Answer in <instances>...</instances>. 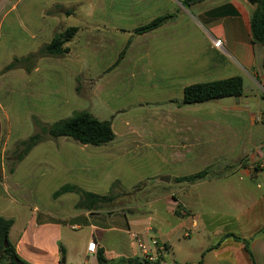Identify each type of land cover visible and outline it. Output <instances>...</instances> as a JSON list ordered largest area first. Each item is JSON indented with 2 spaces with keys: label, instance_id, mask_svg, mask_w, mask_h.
Segmentation results:
<instances>
[{
  "label": "crops",
  "instance_id": "obj_1",
  "mask_svg": "<svg viewBox=\"0 0 264 264\" xmlns=\"http://www.w3.org/2000/svg\"><path fill=\"white\" fill-rule=\"evenodd\" d=\"M21 1L0 0V44L4 22ZM35 1L29 52L50 39L57 23L76 14L82 33L69 43L75 58L43 57L30 72L1 74L0 80L7 77L0 84L9 107L44 124L88 110L111 121L115 138L98 146L70 137L46 139L10 173L3 163L5 149L21 135L0 117V216L13 219L8 239L19 258L27 264H62V256L64 263L101 264V256L106 264H132L131 259L144 260L136 234L159 264L167 254L184 252L194 258L175 264H264V134L245 133V118L264 130V47L251 44L248 24L255 4L92 0L81 14L79 0ZM170 13L175 17L154 29L133 31ZM214 39L221 40L220 48L213 47ZM231 76L242 78V95L257 100L181 104L186 85ZM90 77L95 80L88 88ZM100 103L107 117L93 114ZM2 109L0 102L1 115ZM38 148L51 155L36 156L48 190L43 205L31 201V194L40 192L37 181L27 185L15 179ZM205 170L204 177L175 181ZM26 179L31 183V174ZM63 185L111 198L79 208V195L65 201L75 192L53 197ZM137 186L136 203L115 207L118 200H132ZM84 229L86 235L72 242L69 233ZM197 236L202 239L194 242ZM153 239L164 250L152 245ZM90 240L96 243L93 254L87 251Z\"/></svg>",
  "mask_w": 264,
  "mask_h": 264
},
{
  "label": "trees",
  "instance_id": "obj_2",
  "mask_svg": "<svg viewBox=\"0 0 264 264\" xmlns=\"http://www.w3.org/2000/svg\"><path fill=\"white\" fill-rule=\"evenodd\" d=\"M202 1L203 0H181V4L184 7H190ZM253 3L255 4V9L252 11L248 22L250 42L252 45H261L264 47V0H253ZM173 17H175L173 13L159 15L148 23L135 28L133 31L135 33L149 31ZM78 32L79 27L75 25L66 26L60 31L53 32L50 39L37 50L23 56H13L11 61L3 67L2 71L24 69L26 72H30L40 58H63L71 55L69 43L77 36ZM75 90L77 92L79 91L78 86H76ZM242 94V78L240 76H231L223 79L186 85L183 88L181 104L201 103L215 100L221 96H241ZM31 121L33 126L37 128L36 132L26 139H21L17 142V146L20 149L17 155H15V164L9 168L8 172L10 173L13 172L15 165L20 162L35 145L46 139L56 140L59 137H70L82 144L98 146L108 144L115 138L110 120H100L86 110L73 111L70 116L56 120L50 124L42 123L36 116H31ZM206 174L207 170L189 176L175 178V181H192L204 177ZM65 192H75L79 195V201L76 204L79 208H91L111 198L110 196H100L87 192L76 185L61 186L53 193V197H57ZM12 224V218L0 216V261L3 260L5 262L4 264H16V259L21 260L8 240V233ZM245 248L250 253L246 241ZM61 251L64 253L63 248H61ZM98 259L101 264H106L103 257L98 256ZM130 262L132 264H159L158 261L149 262L147 260L140 261L137 259H131ZM196 264H201V260Z\"/></svg>",
  "mask_w": 264,
  "mask_h": 264
},
{
  "label": "rangeland",
  "instance_id": "obj_3",
  "mask_svg": "<svg viewBox=\"0 0 264 264\" xmlns=\"http://www.w3.org/2000/svg\"><path fill=\"white\" fill-rule=\"evenodd\" d=\"M35 3L39 4V2H37L35 0H22L20 2V4L18 5L17 9L14 12H12L6 18V20L4 22L3 29H2L3 30V37L1 40V44H0V65L2 66L0 68V76L4 72H7V71H2L3 67L5 66L3 64V63H5V60H11L13 56H23V55L29 53V51L31 50V6L36 7ZM79 3H81V5H80L81 14H85V12L87 10L86 8L91 7L92 0H79ZM69 6L70 5H68L66 7H69ZM78 17L79 16L76 14V15L72 16L71 20H68V21L64 20V22L57 23L53 27V32L60 31L63 28H65L66 26L78 25V24H76V20ZM81 33L82 32H78L77 36L75 38H73L71 41L74 42L80 36ZM12 34H13V37H11ZM73 55L74 54L71 51V55L67 56V58L68 57L75 58V56H73ZM64 58H66V57H64ZM11 70H14V69H11ZM17 70L25 71L24 69H17ZM6 80H7V77L0 80V82H2V81L5 82ZM89 80H91V82L87 84L88 88H89L90 84H92L95 79H93V78L91 79V77H90ZM4 88H5L4 85L1 83L0 84V102L3 105V109L1 112L2 115L0 114V117L4 121H5V118L8 121H10L11 129L12 130H18L19 135H21L20 139H16L12 143L9 142V147H7L5 149V153L3 156V163L5 165L6 171H9V168L15 164L14 163L15 162V155H17V153L20 149L17 146V142L20 141L21 139H26L28 136L35 133L37 128L33 126V123L31 121V114H29L28 112H25V110H22L21 108H19V109L16 108L17 110H14V109H11L9 107V103L6 100L7 94L5 93ZM84 89H83V91H84ZM102 105L103 104H101V103L98 105L96 104V111L93 112V114L100 115L101 118H104V117H107V111L105 108H103ZM86 111H88V110H86ZM71 114L72 113H69L67 116L62 117V118H66V117L70 116ZM26 117H27V119H26ZM57 117L58 116H55L54 119H57ZM19 122L21 124H19ZM263 131L264 130H262L261 126L250 125L249 120L245 118V133L246 134L251 133L255 137L260 136L262 138L263 134H264ZM46 151L42 150L41 148L35 149L33 151V153L30 154L29 158L26 161H24L18 167L16 174H15L16 180H19L21 182L23 180H25L24 182L27 185L28 184L33 185L32 183L34 181H37L36 183H38V185L40 186V188H39L40 192L36 196H35V194L37 192H35V194H31V201H35L39 205H43L44 203H47V201L49 200L48 190L44 191L45 184L43 183V179L41 177H39V174H40L41 170H43V167L37 163V159H36L37 158L36 156L38 154L42 155L44 153L49 154V156L51 157L50 153L46 152ZM29 174H31V183H29L30 181L28 179H26V177ZM38 180H39V182H38ZM61 181H63V180L59 179V181L57 183H60ZM1 187H2V185L0 184V188ZM45 187H47V186H45ZM54 187H55V184H52L51 189H53ZM139 188H141V186H139V187L137 186V187L133 188V190L131 191L132 200H118L115 202V207H117L119 205H124V204L131 205V204L136 203L135 200L139 199ZM76 196H78L77 193L70 194L65 198V201L67 203L71 202L73 199L76 198ZM141 228L142 227H132V229H134L136 231H140ZM69 235L71 236L72 242H79L81 240V237L86 235V230L84 229V230H80L78 232L69 233ZM198 236H202V233H200ZM198 236L194 239V242L202 239V237H198ZM190 237H192V236H190ZM187 239L188 238H186L185 240H187ZM206 240H208V239L206 238ZM9 242H10V240H9ZM189 258L193 259L194 256L189 254L188 252H184L182 254L178 253L175 256L170 253V254L165 255L164 264H175L176 262L181 263V261H183V259H189ZM62 259H64V261H65V257L64 256L61 257V263L62 264H69V262H67V263L62 262ZM113 261H114L113 264H118L117 260H113ZM190 261H192V260H190Z\"/></svg>",
  "mask_w": 264,
  "mask_h": 264
},
{
  "label": "built area",
  "instance_id": "obj_4",
  "mask_svg": "<svg viewBox=\"0 0 264 264\" xmlns=\"http://www.w3.org/2000/svg\"><path fill=\"white\" fill-rule=\"evenodd\" d=\"M213 47L215 48H220L221 47V40L220 39H214L213 40ZM262 88L264 90V81L262 83ZM133 238L136 240L137 242V246L138 248L141 250L142 252V257L144 260H147L149 262H155L156 261V256L149 254V251L147 250V247L145 245V243H143L136 234H132ZM151 244L154 245L159 251L164 250V246L162 245H157V242L155 241V239L151 240ZM87 251L91 254L95 253L96 251V243L94 240H90L87 244Z\"/></svg>",
  "mask_w": 264,
  "mask_h": 264
},
{
  "label": "water",
  "instance_id": "obj_5",
  "mask_svg": "<svg viewBox=\"0 0 264 264\" xmlns=\"http://www.w3.org/2000/svg\"><path fill=\"white\" fill-rule=\"evenodd\" d=\"M249 3H253V0H247ZM216 102L219 105L222 106H231L234 103H240V102H252L257 100V96L256 95H242V96H233V95H227V96H221L215 99ZM168 179V178H166ZM4 245L6 246V244L4 243ZM62 262H64V259H62ZM16 264H26L25 262L16 259L15 260Z\"/></svg>",
  "mask_w": 264,
  "mask_h": 264
}]
</instances>
